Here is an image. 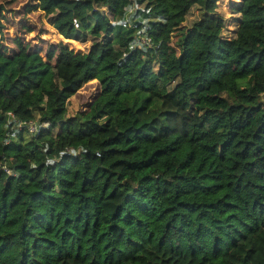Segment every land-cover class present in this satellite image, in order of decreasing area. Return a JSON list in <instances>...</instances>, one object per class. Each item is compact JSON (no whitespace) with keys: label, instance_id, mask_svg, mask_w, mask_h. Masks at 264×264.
Returning <instances> with one entry per match:
<instances>
[{"label":"trees","instance_id":"1","mask_svg":"<svg viewBox=\"0 0 264 264\" xmlns=\"http://www.w3.org/2000/svg\"><path fill=\"white\" fill-rule=\"evenodd\" d=\"M36 1L83 49L0 38V264H264V0Z\"/></svg>","mask_w":264,"mask_h":264},{"label":"rangeland","instance_id":"2","mask_svg":"<svg viewBox=\"0 0 264 264\" xmlns=\"http://www.w3.org/2000/svg\"><path fill=\"white\" fill-rule=\"evenodd\" d=\"M5 11L0 16V38L3 45L10 50H16L15 39L21 37L25 45L39 50L43 56L48 47H58L59 43H66L78 51L83 49V45L62 39L56 31L48 25L44 14L37 8L36 0H0ZM242 0H219L218 7L225 17L232 16L239 7ZM174 39V38H173ZM53 62V60H52ZM98 91L96 82H90L84 85L72 97L68 104V114L75 113L78 110H84L89 104L95 93ZM143 94L134 93L124 96L122 99L130 106H137L143 98ZM62 264H76L66 261Z\"/></svg>","mask_w":264,"mask_h":264},{"label":"built area","instance_id":"3","mask_svg":"<svg viewBox=\"0 0 264 264\" xmlns=\"http://www.w3.org/2000/svg\"><path fill=\"white\" fill-rule=\"evenodd\" d=\"M35 127L33 125L30 126V131H34Z\"/></svg>","mask_w":264,"mask_h":264}]
</instances>
